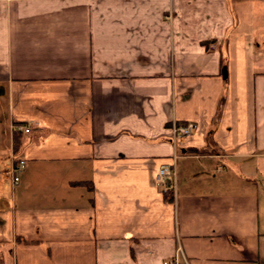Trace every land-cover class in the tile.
I'll list each match as a JSON object with an SVG mask.
<instances>
[{"label":"crops","instance_id":"1","mask_svg":"<svg viewBox=\"0 0 264 264\" xmlns=\"http://www.w3.org/2000/svg\"><path fill=\"white\" fill-rule=\"evenodd\" d=\"M0 264H264V0H0Z\"/></svg>","mask_w":264,"mask_h":264},{"label":"built area","instance_id":"2","mask_svg":"<svg viewBox=\"0 0 264 264\" xmlns=\"http://www.w3.org/2000/svg\"><path fill=\"white\" fill-rule=\"evenodd\" d=\"M194 130L192 123L188 124H177L173 123L170 127L171 141L174 145L186 137H188ZM12 131L15 133H30V127L25 124H14L12 125ZM176 160V155L174 156ZM26 163L24 160H16L10 167V178L13 185H17L20 181V175L24 171ZM156 183L162 193L171 194L175 196L176 193V168L175 164L163 165L160 167L156 175Z\"/></svg>","mask_w":264,"mask_h":264}]
</instances>
